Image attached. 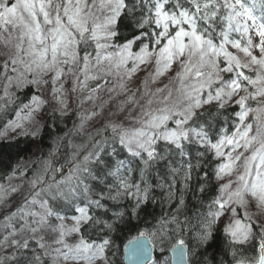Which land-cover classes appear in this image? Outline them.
<instances>
[{
	"label": "snow or ice",
	"instance_id": "snow-or-ice-1",
	"mask_svg": "<svg viewBox=\"0 0 264 264\" xmlns=\"http://www.w3.org/2000/svg\"><path fill=\"white\" fill-rule=\"evenodd\" d=\"M70 93L80 142L0 175V264H264V0H0V140Z\"/></svg>",
	"mask_w": 264,
	"mask_h": 264
},
{
	"label": "trees",
	"instance_id": "trees-1",
	"mask_svg": "<svg viewBox=\"0 0 264 264\" xmlns=\"http://www.w3.org/2000/svg\"><path fill=\"white\" fill-rule=\"evenodd\" d=\"M33 89L25 90L24 97H27ZM78 105L74 104V109H70L68 115L61 116L58 112L53 114L50 108L46 109V118L42 124L41 134L38 138L21 137L10 143L0 140V175L4 172H11L14 167L24 168L31 176V169L35 166L38 158H47L48 153L61 144L62 140L68 138L73 142L79 143L78 137L66 136L74 129V125L78 123L77 112ZM3 120H0V125ZM66 149L59 147V152L55 157L57 166L65 162ZM218 245L214 244L213 249H217Z\"/></svg>",
	"mask_w": 264,
	"mask_h": 264
},
{
	"label": "rangeland",
	"instance_id": "rangeland-1",
	"mask_svg": "<svg viewBox=\"0 0 264 264\" xmlns=\"http://www.w3.org/2000/svg\"><path fill=\"white\" fill-rule=\"evenodd\" d=\"M144 75H145V73L144 72H140V73H138V75L136 76V77H134V81H135V83L133 84V87H135L136 85H138L139 83H140V81H141V79L144 77ZM155 86H162V85H160V84H158V85H154V87ZM66 87L67 88H70L71 87V82H69V84H67L66 85ZM77 102V99H76V96H75V94H73V93H70L69 94V99H68V103H69V109H68V112H69V110L70 109H74V103H76ZM85 107L87 108L88 107V105H85ZM47 109V108H46ZM46 109L43 111V113L40 115V117H39V119H40V121H41V124H43L44 123V121H45V118H46ZM39 137V136H38ZM37 137V138H38ZM14 200H16V199H18L17 197H14L13 198Z\"/></svg>",
	"mask_w": 264,
	"mask_h": 264
},
{
	"label": "bare ground",
	"instance_id": "bare-ground-1",
	"mask_svg": "<svg viewBox=\"0 0 264 264\" xmlns=\"http://www.w3.org/2000/svg\"><path fill=\"white\" fill-rule=\"evenodd\" d=\"M76 104H77V102H76Z\"/></svg>",
	"mask_w": 264,
	"mask_h": 264
}]
</instances>
